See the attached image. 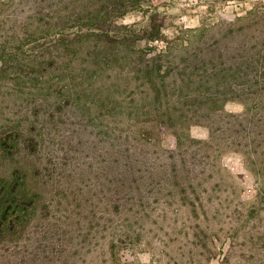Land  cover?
<instances>
[{"label":"rangeland","instance_id":"1","mask_svg":"<svg viewBox=\"0 0 264 264\" xmlns=\"http://www.w3.org/2000/svg\"><path fill=\"white\" fill-rule=\"evenodd\" d=\"M34 1L0 0V55L21 77L19 85L0 79V133L39 102L21 70L38 44L32 22L42 8ZM83 1L43 8L67 20L41 39L44 46L52 48L59 32L72 38ZM104 1L91 0L97 7ZM152 12L164 20L167 41L120 46L89 80L114 85L112 114L146 132L154 122L149 98H139L149 95L144 71L151 56L170 52L160 57L180 71V98L172 95L182 118L178 138L156 121L147 139L149 174L139 173L136 190L124 195L115 189L121 177L109 182L100 171L105 156L77 152L62 169L74 174V190L54 192L36 221L0 235V264H264V0H149L111 20L138 30ZM175 146L180 153L172 156ZM57 170L45 172L53 183ZM103 187L114 194L112 206Z\"/></svg>","mask_w":264,"mask_h":264},{"label":"trees","instance_id":"2","mask_svg":"<svg viewBox=\"0 0 264 264\" xmlns=\"http://www.w3.org/2000/svg\"><path fill=\"white\" fill-rule=\"evenodd\" d=\"M148 1L105 0L97 7L91 0H85L76 18L81 24L72 36L78 42L77 46L72 43L70 35L59 32L52 41V48H49L51 45L44 46L41 39L64 25L66 17L55 15L50 9L47 14L42 12L46 6H52V0L34 1L42 8L34 12L32 22V37L38 44L30 49L29 56L33 54L34 57H29L21 70L27 71L29 85L38 88L40 98L36 106L25 110L24 118L5 123L7 128L0 133V235L17 234L21 227L33 219L36 221L48 208V203L57 196L53 195L54 192L72 190L75 176L62 169L69 166L71 157L77 152L88 150L105 156L106 162L100 171L109 182L121 177L116 179L115 189L119 195H124L136 190L133 182L138 181L139 173L149 174V132L152 135L160 126L178 138L182 118L177 103L172 102V95L180 98V71L178 66H173V59L163 61L160 57L166 59L170 52L151 56L149 71H144L149 77V95L139 98H149V111H152L154 122L146 132L133 130L122 114L118 119L112 114L116 109L110 102L114 85L106 84L105 78L93 83L89 80L93 77L89 71L94 72L96 67L105 64L110 60L108 56L118 55L120 46L127 49L137 38L146 42L167 41L165 22L157 12L150 13L147 24L138 30L117 25L115 19L111 20L114 15L121 17L135 5L141 6ZM121 28L125 30L118 31ZM24 30L26 32L27 28ZM127 57L126 53L124 59ZM137 57L142 58L141 55ZM9 59L3 53L0 55V79L12 80L19 85L21 77L9 69L12 67ZM31 93L26 95L31 96ZM116 105L121 107L119 103ZM108 109L111 120L102 123L100 119L107 120L108 115L103 114ZM103 110L104 113L99 115ZM10 113L14 115V111ZM166 120L169 125H161ZM156 121H161L158 127ZM170 151L173 156L180 153V148L175 146ZM111 157L117 162H109ZM175 167L173 164L172 168ZM48 169H59L60 178L56 183L52 181L53 173H45ZM110 190V187H103L106 202L112 206L114 194Z\"/></svg>","mask_w":264,"mask_h":264}]
</instances>
